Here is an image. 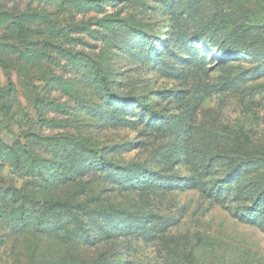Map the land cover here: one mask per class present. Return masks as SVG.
<instances>
[{"label": "rangeland", "instance_id": "374dc122", "mask_svg": "<svg viewBox=\"0 0 264 264\" xmlns=\"http://www.w3.org/2000/svg\"><path fill=\"white\" fill-rule=\"evenodd\" d=\"M0 264H264V0H0Z\"/></svg>", "mask_w": 264, "mask_h": 264}, {"label": "trees", "instance_id": "16d2710c", "mask_svg": "<svg viewBox=\"0 0 264 264\" xmlns=\"http://www.w3.org/2000/svg\"><path fill=\"white\" fill-rule=\"evenodd\" d=\"M14 155H15V161H18L19 157H18V153L17 152H14ZM19 163V162H18ZM20 164V163H19ZM19 164L17 165L19 167ZM30 167V166H29ZM4 191L3 192H9L10 190H13L10 192V197L12 199V201L14 203H17L19 202L21 204V208L23 209L25 207V204L28 203L26 202V198H29L30 196H28V194H22L20 193V190L18 191L17 189H12V187H8L6 189H3ZM32 202V206L34 205H39L41 206V208L43 207H48L50 209H53V208H58V207H63V206H68V203L66 201H60V200H54V201H42L40 200L39 198H35L34 201H31ZM29 218L27 217V214H23L22 217L20 218L19 220V225L21 226V228H24L25 225H27L29 223ZM36 222H34L35 224V227H38V228H41L44 224H43V221L41 219H36L35 220Z\"/></svg>", "mask_w": 264, "mask_h": 264}]
</instances>
